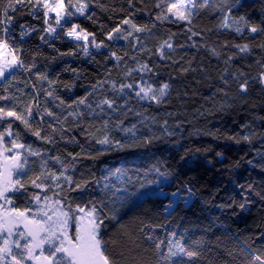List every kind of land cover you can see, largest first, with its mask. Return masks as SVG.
<instances>
[{"label":"trees","instance_id":"trees-1","mask_svg":"<svg viewBox=\"0 0 264 264\" xmlns=\"http://www.w3.org/2000/svg\"><path fill=\"white\" fill-rule=\"evenodd\" d=\"M87 2L90 7L86 16L91 15L92 18L77 14L73 19L83 28L95 32L97 40L104 39L101 26L107 32L125 17L147 26L151 35L147 31L134 34L140 37L139 43L134 37L105 40L106 47L91 50L85 55L76 42L62 35L60 29V38L48 43L40 40L42 32L31 33L23 45V58L26 62L35 59L36 69L33 74L19 73V78L26 82L28 92H31L32 84H36L41 109L47 106L57 115H61L63 110L62 122L68 131L65 139L57 135L55 143L47 144L32 136L18 121L13 125L14 129L20 131L21 136L34 147L52 154L70 159L68 152L80 153L75 175L77 179L83 176L89 181L82 193L85 202L102 198L103 192L94 181L106 168L123 167L126 176L146 184L157 178L151 171L154 166L171 174L165 191L169 194L178 192L181 196L174 210H165L168 200L172 199L170 195L167 198L153 196L131 210L121 209L116 220L106 221L105 238H115V243L109 245V253L119 255L123 252L126 264H131L133 256L138 253L147 255L139 232L144 224H150L160 237L164 236L165 229L185 234L186 245L199 253L197 264H251L249 250L264 251V85L256 79L262 69L260 62L264 61V48L261 47L264 36L252 39V34H249L241 38L229 30L217 31L220 20L213 14L214 9L199 10V15L194 18V30H204L203 42L208 48L215 47L233 56L227 69L228 86H225L220 78L225 74L223 58L217 59L207 51L201 37L189 40L187 26L157 21L159 10L154 7L155 0ZM216 2L212 0V4ZM241 3L244 6L239 8V14L248 15L257 22L264 19V0H241ZM16 22L17 35L20 24L34 25L38 29L43 27L42 20L33 19L26 11L16 14ZM172 34H175L172 41L175 52L169 57L167 53L171 50L166 49L165 58L160 59L155 50ZM225 42L228 47L221 49ZM244 43L249 44V53H239L233 47ZM134 45L136 49L141 45L145 48L136 51ZM111 51L122 57L119 63L110 58ZM136 61L149 63L153 73H159L158 77L153 76L154 80L170 83L166 102L157 105L127 98L125 105V98L117 95L119 107L112 111L105 105L101 112L95 107L101 95L98 92L95 97L88 96L93 103L92 109L81 106L73 116L67 115V105L85 96L97 80L109 78L119 82L125 65L136 67ZM37 69L55 82L51 87L65 105L58 108L59 100L52 101L51 98H47L46 105L40 85L43 84L45 89L49 85L47 81L37 80L34 74ZM134 75L139 79L137 74ZM234 75L239 81L245 77L249 79L246 94H240ZM20 86L24 88L25 83ZM106 94L113 98L110 91ZM76 120L80 121L78 125L73 123ZM49 122L57 126L46 115L43 122L39 115L32 121L33 126L42 123L43 128L51 132ZM105 125L112 138L128 139L124 149L114 148L96 154L101 146L95 140L101 138ZM133 125L138 138L135 141L131 140L130 133L123 131ZM81 128L89 129L92 134H82ZM249 130L252 143H235L229 139L230 136L239 139ZM72 136L78 143L68 142ZM146 137L150 142L145 141ZM87 152L94 156L87 157ZM189 187L194 194L186 205L184 198L189 195ZM70 195L76 196V193Z\"/></svg>","mask_w":264,"mask_h":264},{"label":"snow or ice","instance_id":"snow-or-ice-1","mask_svg":"<svg viewBox=\"0 0 264 264\" xmlns=\"http://www.w3.org/2000/svg\"><path fill=\"white\" fill-rule=\"evenodd\" d=\"M243 6L241 0H217L215 4H212V0H155L154 4L159 10L155 18L157 21L187 26L188 39L199 36L202 42L204 30H194L193 24L199 10L207 9H214L213 14L219 17L217 31L229 30L241 38L249 34H252V39L264 36V19L257 22L248 15L239 14V8ZM89 7L87 0H0V102H4L0 103V264H126L123 252L119 255L109 253V245L115 243V238H105L108 228L106 221L116 220L121 209L131 210L144 199L153 196L167 198L170 195L172 199L165 205V210L169 212L179 202L178 192L169 194L165 191L171 174L158 166L151 169L157 178L147 184L140 180L133 181L131 176L125 175L123 167L106 168L94 181L103 192L102 198L85 202L82 193L86 191L85 185L89 181L83 176L77 179L75 175L80 153L68 152L70 159H66L59 154L41 150L27 142L20 131L13 127L18 121L32 136L47 144L55 143L57 135L65 139L68 131L62 122L63 110L61 115H57L47 106L41 109L40 93L36 84L33 83L31 92H28L26 82L19 78V73L33 74L36 69L35 59L26 62L23 58V45L31 33L42 32L40 40L48 43L60 38V29L62 35L75 41L85 55L90 54V48L106 47L105 40H128L129 37H134L135 42L139 43L140 37L134 34L147 31L151 35V29L147 26L125 17L107 32L101 26L104 39L97 40L95 32L83 28L73 19L77 14L86 16ZM24 11L33 19L42 20L43 27L38 29L34 25L20 24L17 35L16 14ZM86 18L91 19L92 16L87 15ZM174 38L175 34H172L158 45L155 51L160 59L165 58L166 49L171 50L167 53L169 57L175 52L172 42ZM203 46L217 59L223 58L225 74L220 78L228 86L227 69L233 56L222 50L218 51L215 47L208 48L206 42H203ZM227 47V42L220 46L221 49ZM233 47L239 53L251 51L248 43L234 44ZM261 47L264 48V45ZM144 48L141 45V48L136 49L134 45L136 51ZM110 58L118 63L122 60L115 51L110 52ZM260 63L262 69L256 79L264 85V61ZM136 64L133 68L125 65L119 82L109 78L97 80L85 96L67 105V115L73 116L81 106L92 109L93 103L88 100V96L95 97L98 92L101 95L95 107L100 108L101 112L105 105L112 111L119 107L115 98L117 95L125 98V105L128 103L127 98L157 105L166 102L170 95V83L154 80L153 76L158 77L159 73H153V67L149 63L136 61ZM34 74L37 80L48 82L47 89L43 84L40 85L46 105L47 98L52 101L59 100L56 105L58 108L65 105V101L56 96V90L51 87L55 82L38 69ZM233 79L239 83L240 94H246L249 79L245 77L239 81L236 75ZM21 83H25L24 88H21ZM109 91L114 94L113 98L106 94ZM36 115L40 116L41 122L45 115L52 118L57 126L49 122L51 132H47L42 123L33 126L32 121ZM63 119L66 120V117ZM73 123L78 125L80 121ZM134 129L135 125L131 129H123L125 133H130L132 141L138 139ZM81 133L87 136L92 134L87 128H81ZM229 139L235 143H252V133L249 130L248 134L239 139L237 136H230ZM145 141L150 142V138L146 137ZM68 142L78 143L75 136L69 137ZM128 142V139L112 138L105 125L101 138L95 140L101 146L96 154L114 148L124 149ZM81 148L83 151V146ZM85 155L89 158L94 156L92 152ZM217 155L222 156L221 153ZM187 191L190 196L194 194L190 187ZM71 193H76V196H71ZM184 203L187 204L188 201L185 200ZM139 232L145 244L144 253L147 255H134L131 264H197L199 253L186 245L185 234L165 229L164 236L160 237L154 233L150 224H144ZM249 255L252 258L251 264H264V251L249 250Z\"/></svg>","mask_w":264,"mask_h":264},{"label":"rangeland","instance_id":"rangeland-1","mask_svg":"<svg viewBox=\"0 0 264 264\" xmlns=\"http://www.w3.org/2000/svg\"><path fill=\"white\" fill-rule=\"evenodd\" d=\"M59 30V29H58ZM68 38V37H67ZM70 41H72L70 38H68ZM72 42H75V41H72ZM82 43V42H81ZM91 50H98V49H95V48H90L89 49V52L91 51ZM172 198V197H171ZM180 198H181V196H180ZM185 200H187L188 201V203L187 204H189L190 203V201L192 200V196H190V195H188V196H186L185 198H184ZM186 204V205H187Z\"/></svg>","mask_w":264,"mask_h":264}]
</instances>
